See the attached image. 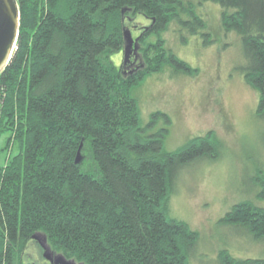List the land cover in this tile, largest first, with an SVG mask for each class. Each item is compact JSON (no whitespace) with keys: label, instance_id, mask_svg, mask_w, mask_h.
<instances>
[{"label":"trees","instance_id":"obj_1","mask_svg":"<svg viewBox=\"0 0 264 264\" xmlns=\"http://www.w3.org/2000/svg\"><path fill=\"white\" fill-rule=\"evenodd\" d=\"M16 1L18 36L0 72V136L9 134L17 150L0 165V264H22L35 233L78 263L190 264L199 236L168 216V198L180 170L215 159L219 144L207 132L166 151L170 118L155 112L142 126L131 91L165 66L195 74L159 35L175 21L208 44L205 21L182 0ZM199 2L217 5L223 31L238 35L246 59L239 72L257 91L256 114L263 118L264 0ZM136 15L150 25H135ZM128 22L140 30L143 64L132 75L110 60L123 49ZM158 119L165 126L152 133ZM80 145L82 160L75 164ZM254 184L264 201V175ZM218 222L264 241V207L243 201ZM218 258L220 264H264V257L227 251Z\"/></svg>","mask_w":264,"mask_h":264},{"label":"rangeland","instance_id":"obj_2","mask_svg":"<svg viewBox=\"0 0 264 264\" xmlns=\"http://www.w3.org/2000/svg\"><path fill=\"white\" fill-rule=\"evenodd\" d=\"M182 1L191 3L203 18L206 29L202 32L208 33L210 42L204 44L202 36L191 35L175 21L159 37L165 49L195 68L196 73H176L165 66L147 75L131 96L136 100L142 126L155 112L170 118L164 139L166 151H175L207 132L217 140L219 149L215 159L202 158L180 170L169 194L168 216L198 233L197 244L188 254L190 264H220V251L236 258H262L264 241L254 240L240 227L218 222L233 205L243 201L264 207V201L256 197L258 187L254 184L255 177L264 175V117L256 114L258 93L239 72L246 59L238 35L223 31L221 9L211 2ZM182 18L188 19L185 15ZM134 19L138 27L150 25L142 15ZM132 25L128 22L126 28L138 37L140 30ZM147 41L155 43L156 38L149 36ZM137 53L141 56L139 50ZM122 58L121 51L112 54L110 60L119 67ZM163 126L158 119L151 132ZM8 136H0V165L17 151ZM42 253L32 240L22 264H46Z\"/></svg>","mask_w":264,"mask_h":264},{"label":"water","instance_id":"obj_3","mask_svg":"<svg viewBox=\"0 0 264 264\" xmlns=\"http://www.w3.org/2000/svg\"><path fill=\"white\" fill-rule=\"evenodd\" d=\"M19 28V9L16 0H0V72L5 68L15 48ZM124 45L122 49L123 64L130 54L137 53L138 37L133 38L128 29L123 31ZM80 148L76 154L74 163L79 164L82 160ZM43 250L42 257L52 264H84L73 259H67L61 253L54 254L47 244L46 237L40 233L31 236Z\"/></svg>","mask_w":264,"mask_h":264},{"label":"flooded vegetation","instance_id":"obj_4","mask_svg":"<svg viewBox=\"0 0 264 264\" xmlns=\"http://www.w3.org/2000/svg\"><path fill=\"white\" fill-rule=\"evenodd\" d=\"M133 38H136L134 36H132ZM123 59V58H122ZM123 64V61H121L119 67L121 69V72L123 74H127V75H132L133 73H135L139 68H140V54L139 53H135V54H130L126 60V62ZM46 264H52L48 261H44Z\"/></svg>","mask_w":264,"mask_h":264}]
</instances>
